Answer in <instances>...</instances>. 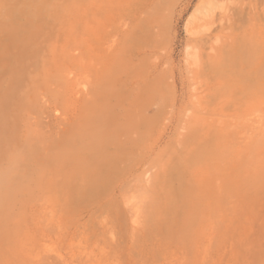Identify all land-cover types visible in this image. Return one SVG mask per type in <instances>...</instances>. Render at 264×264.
Instances as JSON below:
<instances>
[{
    "label": "rangeland",
    "instance_id": "374dc122",
    "mask_svg": "<svg viewBox=\"0 0 264 264\" xmlns=\"http://www.w3.org/2000/svg\"><path fill=\"white\" fill-rule=\"evenodd\" d=\"M81 7L0 21V264H264V0Z\"/></svg>",
    "mask_w": 264,
    "mask_h": 264
},
{
    "label": "bare ground",
    "instance_id": "6f19581e",
    "mask_svg": "<svg viewBox=\"0 0 264 264\" xmlns=\"http://www.w3.org/2000/svg\"><path fill=\"white\" fill-rule=\"evenodd\" d=\"M125 2L127 0H8V3L6 1V3L4 1H0V21H3V22H6V24H12L13 25H21V26H25L26 28H28L29 30L31 29L32 31V28H35V27H38V26H45V27H53V26H56V25H66L68 26V23L72 22L73 21V18L75 13V10H76V7L78 6V3L79 4H84V7H81L82 9L85 8L84 11H88L89 14H91L93 16V14L95 15L96 11H99L102 7H106L107 5H110V4H113V3H122V2ZM76 6V7H75ZM81 6V5H80ZM79 6V7H80ZM115 6V5H114ZM124 9V11H130L129 8H122ZM77 13V12H76ZM129 13V12H128ZM86 14H88L86 12ZM74 15V16H73ZM79 16V15H78ZM78 18V17H77ZM81 18V17H80ZM76 20V19H75ZM82 20L83 22H81L83 25H84V22L86 25H93V24H98L99 22L95 19H90L88 18V16L85 17V19H83L82 17ZM79 22V20H78ZM81 23H79V25H82ZM104 23V22H102ZM101 23V24H102ZM72 24V23H71ZM75 24V23H74ZM11 26V25H10ZM18 27L19 29L21 28H25V27ZM120 26V25H118ZM62 27V26H61ZM25 28V29H26ZM13 29V28H12ZM38 29H40L38 27ZM37 29V30H38ZM43 29V28H42ZM45 29V28H44ZM49 29V28H48ZM36 30V28H35ZM10 31V30H9ZM20 30H18L19 32ZM41 31V30H40ZM17 32V31H15ZM25 32V30H24ZM21 33L23 34V36L25 37L26 35L23 33V31L21 30ZM12 34V33H11ZM21 36V35H20ZM28 36H30V32L28 33ZM27 36V37H28ZM12 37V36H10ZM23 38V37H22ZM30 38V37H29ZM32 39H34L33 37H31ZM24 39V38H23ZM28 39V38H27ZM25 40V39H24ZM23 40V41H24ZM30 40V39H29ZM28 40V41H29ZM27 41V40H26ZM26 42V44H29V42H33L32 40H30L29 42ZM25 43V42H24ZM78 157V156H77ZM80 157V156H79ZM83 157L85 158V156L83 155ZM83 158V159H84ZM86 159V158H85ZM99 158L96 159L97 162L101 161V158L98 160ZM120 160V158H118ZM90 160V159H89ZM88 160V163H90ZM104 160V161H103ZM101 162H99V165L101 163L103 164H108L109 167H111L109 164L111 163H106V158L103 159ZM118 160V162H119ZM92 161V159H91ZM95 161V162H96ZM122 161V159L120 160ZM108 162V161H107ZM124 162V160H123ZM87 163V162H86ZM94 163V162H92ZM82 164V163H81ZM95 164V163H94ZM93 164V165H94ZM102 164V165H103ZM112 166L115 165V162L114 164L111 163ZM126 164V163H125ZM83 165V164H82ZM98 165V166H99ZM105 165H103L102 167H104ZM98 166H94L96 168H98ZM81 167V166H80ZM101 167V165L99 166ZM101 167V168H102ZM136 167V166H135ZM82 168V167H81ZM100 168V169H101ZM105 168L107 169V165L105 166ZM137 168V167H136ZM99 169V170H100ZM132 170V169H131ZM143 171L145 169H142ZM133 171V170H132ZM129 170V172H132ZM94 172V171H93ZM100 173V172H99ZM140 173V172H139ZM138 173V174H139ZM101 174V173H100ZM108 174V173H107ZM115 174V173H114ZM134 175V173H132ZM131 174V175H132ZM142 174V173H141ZM71 175V174H69ZM103 175V174H102ZM140 175V174H139ZM79 176V175H77ZM135 176V175H134ZM133 176V178H134ZM138 176V175H136ZM135 178H138L136 177ZM72 177V176H70ZM107 177V176H106ZM101 178V177H100ZM123 178V176H122ZM142 178V177H141ZM80 179V178H79ZM94 179V178H92ZM124 179V178H123ZM142 180V179H141ZM77 181V180H76ZM93 181V180H92ZM101 181V180H100ZM128 181V180H127ZM129 181H131V179H129ZM128 181V182H129ZM144 181V180H143ZM95 182V179L92 183ZM91 183V184H92ZM124 183V182H123ZM126 183V182H125ZM125 186H127L129 183L125 184ZM131 184V183H130ZM157 184V183H156ZM122 185V187L124 186ZM124 186V188H125ZM64 187V186H63ZM130 188V186H129ZM182 188V186H181ZM184 188V187H183ZM127 189V188H126ZM71 190V189H70ZM96 190V189H95ZM94 190V191H95ZM180 190V188H179ZM89 191V190H88ZM183 191V189H182ZM185 191V189H184ZM183 191V192H184ZM181 192V193H183ZM111 193V192H110ZM125 194V193H124ZM187 194V192H186ZM90 195V194H89ZM97 195V194H96ZM101 195V194H100ZM119 197V196H118ZM97 199V198H96ZM112 199V198H111ZM125 199V197H124ZM118 200V199H117ZM174 200V199H173ZM176 200V199H175ZM121 201V200H120ZM111 209V208H110ZM115 216V214H114Z\"/></svg>",
    "mask_w": 264,
    "mask_h": 264
}]
</instances>
